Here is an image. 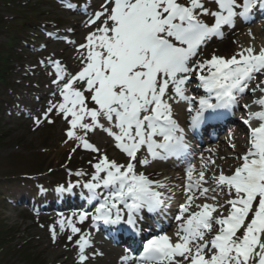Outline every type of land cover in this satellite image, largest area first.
Returning <instances> with one entry per match:
<instances>
[{
    "label": "snow or ice",
    "instance_id": "snow-or-ice-1",
    "mask_svg": "<svg viewBox=\"0 0 264 264\" xmlns=\"http://www.w3.org/2000/svg\"><path fill=\"white\" fill-rule=\"evenodd\" d=\"M214 2L215 11L204 0H102L87 21L92 30L78 45L83 50L79 71L73 74L59 60L49 61L55 70L52 95L58 93L60 99L49 100L34 123H52L50 116L56 113L68 126L67 138L77 141L78 147L100 153L89 139V133L100 130L128 158L121 164L101 154L91 180L82 185L89 199L98 201L91 216L94 225L123 221L135 226L139 213L162 212L175 199L166 181L152 180L137 170V165L150 163L149 157L163 161L190 154L187 131L174 118L173 102H187L189 127L195 130L207 112L237 106L250 82L264 75V48L248 46L231 57L213 54L197 59L201 48L225 26L257 10L264 13V0ZM202 17H212V22ZM194 77L205 95L187 94ZM256 87L264 93V81ZM254 103L261 110L249 111L244 120L249 146L234 157L238 164L226 174L215 159L202 154L199 170L187 163L185 198L170 217L175 228L171 235L163 228L151 235L137 264H264V95ZM253 120L257 126H252ZM145 151L148 155L140 159ZM209 166L218 174L206 175ZM73 187L69 183L56 191L71 192ZM87 218L86 212L79 214L80 221ZM64 224L61 220V230ZM71 231L81 229L72 226ZM51 232L55 242V229ZM76 244L79 261L86 264L90 239L81 235Z\"/></svg>",
    "mask_w": 264,
    "mask_h": 264
},
{
    "label": "rangeland",
    "instance_id": "rangeland-1",
    "mask_svg": "<svg viewBox=\"0 0 264 264\" xmlns=\"http://www.w3.org/2000/svg\"><path fill=\"white\" fill-rule=\"evenodd\" d=\"M66 1L74 2L76 6L68 8L64 0L42 1L41 6L44 12L42 21L33 30L30 42L22 48L19 62L12 63L13 71L9 77L13 83L10 89H5L3 92L7 105L0 113V128L5 134L4 142L0 145V175L16 176L11 179L9 188L0 186V191L4 194V198L0 199V220L19 230L11 245L16 247L21 244L20 247L30 248V252L43 259L44 264H81L76 241L81 235L86 236L90 232L89 216L84 221H80L81 212L72 208L71 201H65V196L73 198L77 190H82V185L91 180L95 171L93 165L99 161L101 154H107L109 159L121 164L128 159L126 154L115 148V143L111 140L106 145L98 143L97 140L104 134L100 130L89 133L90 142L100 149V153L78 147L77 141L67 138L68 126L56 113L50 116L52 123L42 121L39 126L34 123L35 117H42L49 100L60 99L58 93L55 97L52 95L56 91V86L52 83L55 79V70L49 61L59 60L73 74L79 71L83 50L78 49V45L85 42V37L92 30L87 26V21L94 11L99 10L102 3V0ZM204 3L212 11L217 8L214 0H204ZM0 16L14 18V20L17 18L14 17L12 10L2 5H0ZM202 19L208 23L212 22V17H202ZM263 24L264 20L239 26L237 18L233 26H225L219 37L210 39L201 48L197 59H209L213 54L231 57L248 46L259 51L264 46V32L257 35L254 31L258 26H264ZM5 36V33L1 31L0 42L5 41ZM194 79L196 80L194 77L190 85L197 84ZM2 90L0 87V93ZM187 94L194 96L190 91ZM245 97L248 99L250 108L241 106L237 114L243 120L248 118L247 110L255 112L258 105L254 103L255 98L250 89ZM175 104H178L181 111L185 113L184 109L186 110L187 106L184 101H178ZM255 122L258 123L253 120L252 125ZM247 126H243V129L237 132L233 129L228 130V133L237 137L240 148L233 149L231 147L233 143L227 141L224 135L215 142L225 149L214 159L226 174L238 164L234 157L242 155L249 146ZM74 148L75 151H73ZM59 149L64 152L51 168L46 166L38 168L40 160L48 156L53 158V152ZM221 157L227 159H221ZM193 164L201 165V157H197ZM137 167L139 172H143L150 179L164 181V177L156 178L157 170H147L140 165ZM211 171L218 172L217 169H212L208 171L209 175ZM79 172L83 175H77ZM69 183L74 185L72 189L74 194L56 191L58 187L67 186ZM170 185L174 186L171 182ZM99 191L105 194L103 189ZM52 198L62 201L61 206L50 201ZM178 203H182V197L179 198L176 195L169 207L159 213L167 215L176 212ZM61 220L65 222L63 230L60 227ZM72 226L81 231L72 233ZM53 228L55 242L52 239L51 229ZM69 236H72L71 240L68 239ZM94 251V248L86 250L88 256L86 264H100L102 261L103 257ZM0 264L26 263L21 260L17 248H11L0 253Z\"/></svg>",
    "mask_w": 264,
    "mask_h": 264
},
{
    "label": "trees",
    "instance_id": "trees-1",
    "mask_svg": "<svg viewBox=\"0 0 264 264\" xmlns=\"http://www.w3.org/2000/svg\"><path fill=\"white\" fill-rule=\"evenodd\" d=\"M43 0H0V5L13 11L15 18H5L0 16V32L5 33V41L0 42V87L3 89L0 93V113L7 105V101L3 96L5 89H10L12 85L11 73L13 71V62H19L22 56V48L30 42V37L35 28L42 21L44 12L42 11ZM16 8V10H15ZM5 134L0 128V145L3 144ZM64 150L55 151L53 158H45L40 160L38 168L46 166L51 168L55 162L59 160L60 154ZM30 175V174H28ZM16 178L13 175H0V186L4 185L9 188L11 179ZM21 178V177H20ZM4 198V194L0 191V199ZM18 229L0 220V253L9 249H16L21 260L26 264H44L43 259L35 256L30 252L28 247H16L11 245L15 240ZM24 244V243H23Z\"/></svg>",
    "mask_w": 264,
    "mask_h": 264
},
{
    "label": "bare ground",
    "instance_id": "bare-ground-1",
    "mask_svg": "<svg viewBox=\"0 0 264 264\" xmlns=\"http://www.w3.org/2000/svg\"><path fill=\"white\" fill-rule=\"evenodd\" d=\"M264 25V24H263ZM262 32H264V26H258L257 29H255L254 33L255 34H261ZM264 45V44H263ZM264 48V46H263ZM258 51V49H257ZM261 81H264V75H261V74H258L252 82H250L249 84V89L251 90L253 87H256L257 85H259L261 83ZM188 88V86H187ZM193 88L190 87V89L188 88V90H192ZM247 93V91L243 94L240 95V97L238 99H240V103L243 105H249L248 104V99L245 97V94ZM253 95H254V100H257L259 99L262 95H264V93H261L260 92V89L259 87H256V91L253 92ZM185 102V101H184ZM176 102H173V115H174V118H176L178 120L179 123H181V126H184V121L185 119H187V115L186 113L182 112L181 111V107L177 104H175ZM37 107H39L37 105ZM238 108H236L235 110H233L232 112V116H231V119H234L233 117L236 116L237 118V114H238ZM261 110L260 109V106L257 105V110L256 111H259ZM249 111L247 110V113ZM257 122L253 123L252 126H257ZM239 128L235 130V132L239 131ZM104 133V132H102ZM232 139V140H231ZM111 140L112 142H114V140L109 137L106 133L103 134V136L101 135L100 139H98V143H100L101 145L102 144H105ZM229 140V139H228ZM231 143L235 144L236 145V148H240L239 147V142L237 140V137H234V138H230L229 140ZM213 141H211L212 143ZM115 143V142H114ZM219 144V143H217ZM215 143L213 144H210L208 145L207 143L202 147V149L200 150V157H201V154L203 155V157L205 159H208L209 157H211L212 159H214L215 157H217V154H221L223 150H225L222 146L217 145ZM242 148V147H241ZM199 154L196 155V158ZM140 156V159H143L146 155L145 152H142L139 154ZM172 160H176L178 158H171ZM217 164V163H216ZM165 165V164H164ZM141 167H145L147 170H151V169H160L159 166H163L161 163L159 162H156V161H151L150 160V163L148 165H140ZM181 167V166H180ZM166 168V167H164ZM209 169L212 170L213 168H211V166H209ZM137 170H138V167H137ZM199 170V169H197ZM226 171H228L226 169ZM157 175L158 177H164V181H166L169 185H170V182L171 184H173L174 186H171L172 187V190L175 192V194L180 198L182 197V202L185 198V194H184V191H183V186L186 182L185 180V177H186V172L185 170H178V171H174L173 169L169 168V169H166V171L163 172V174H161V172H159V170L157 171ZM218 174V172H217ZM206 175H209V173L207 172ZM227 198V197H225ZM177 201V200H176ZM181 202V201H180ZM198 202H203V201H198ZM175 206V205H173ZM176 213V212H175ZM174 213V214H175ZM169 214H167L168 216ZM166 222H168V219H166ZM172 224L174 225L175 227V222L172 221L171 223V226H168L166 227V231L168 232V234H172L173 230H174V227H172ZM107 229H110L111 226L110 225H107ZM172 227V228H171ZM87 238L90 239V246L86 248V250H90L91 248L93 249L94 248V252L96 254H98L99 256H102L103 259L102 261L100 262V264H137V262L135 261V259H132L128 253L118 249V248H112L110 247L109 245V242L108 241H105L103 239H100L99 236L97 235L96 232H88L87 235H86Z\"/></svg>",
    "mask_w": 264,
    "mask_h": 264
}]
</instances>
